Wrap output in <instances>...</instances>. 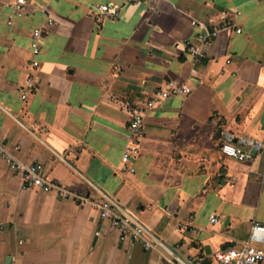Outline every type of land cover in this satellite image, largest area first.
Returning <instances> with one entry per match:
<instances>
[{
  "label": "crops",
  "instance_id": "obj_1",
  "mask_svg": "<svg viewBox=\"0 0 264 264\" xmlns=\"http://www.w3.org/2000/svg\"><path fill=\"white\" fill-rule=\"evenodd\" d=\"M19 1L0 0V141L72 195L23 190L0 155V264L212 260L255 225L264 240V149L243 162L220 153L227 131L264 145V0H23L18 16ZM105 5L116 14L100 16ZM168 81L192 92L147 113L125 171L130 109ZM105 200L161 247L122 240Z\"/></svg>",
  "mask_w": 264,
  "mask_h": 264
},
{
  "label": "built area",
  "instance_id": "obj_2",
  "mask_svg": "<svg viewBox=\"0 0 264 264\" xmlns=\"http://www.w3.org/2000/svg\"><path fill=\"white\" fill-rule=\"evenodd\" d=\"M144 1L145 0H132L134 3ZM23 6V0L13 6L16 15H22ZM98 11L100 16H102V14H116V11L110 9V7L106 5L100 6ZM233 25V22L229 20L223 25L222 29L231 28ZM220 31V28L215 29L211 33V36L217 37ZM238 32H240V30ZM42 35L43 31L41 29L35 30L33 34L32 47L36 55L40 52V39ZM204 38L205 36H199L200 40H204ZM188 51L196 58L205 56L202 49H199L191 43L188 44ZM35 65L37 66L38 63ZM38 85V78L33 75L30 76L25 86L22 88V99L26 100L31 93L37 90ZM191 92L192 88L189 86L178 84L175 81H168L157 89L149 99L130 109L129 140L122 158L123 170L131 173L135 172V169L129 166V162L132 158L138 156L140 152L139 145L145 134V119L147 113L162 105L168 99L187 96L190 95ZM263 149L264 145L260 141L249 137L237 138L233 133L228 131L224 132L220 142V153L223 157L242 162L251 160L255 154L262 152ZM13 150H19V146H15ZM0 155L8 163L10 169L22 178L23 190L37 189L46 193L56 191L61 197H69L72 195V193L62 185L51 182L43 175L44 166L40 162L37 161L30 165H25L18 161L14 153L9 150L6 142L0 141ZM98 207L101 218L108 221L112 228L120 232L122 240L131 239L141 242L146 249L161 247V244L156 241L144 224L138 222L114 202L105 200L100 203ZM211 222H217V217L212 216ZM258 229H262V227L260 225H255L248 241L241 246H232L220 250L215 254L212 260L205 258H191L182 262L168 260V264H264V240H260L254 232Z\"/></svg>",
  "mask_w": 264,
  "mask_h": 264
}]
</instances>
